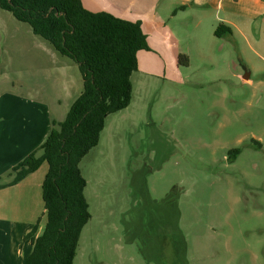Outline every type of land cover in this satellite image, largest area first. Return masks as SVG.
<instances>
[{
	"label": "rangeland",
	"instance_id": "obj_1",
	"mask_svg": "<svg viewBox=\"0 0 264 264\" xmlns=\"http://www.w3.org/2000/svg\"><path fill=\"white\" fill-rule=\"evenodd\" d=\"M3 22L0 84L30 89L37 80L21 86L15 74L39 63L30 41L50 43L0 8ZM260 29L257 21L240 49L225 39L212 46L203 39L208 57L192 52L189 66L179 70L145 61L133 74L129 107L107 118L99 144L80 164L91 219L74 264H264ZM15 40H21L20 59L14 58ZM182 41L183 51L200 43ZM69 60L80 78L78 64ZM245 70L251 81L243 80ZM43 208L40 201L39 212ZM39 221L45 227L46 215Z\"/></svg>",
	"mask_w": 264,
	"mask_h": 264
},
{
	"label": "trees",
	"instance_id": "obj_2",
	"mask_svg": "<svg viewBox=\"0 0 264 264\" xmlns=\"http://www.w3.org/2000/svg\"><path fill=\"white\" fill-rule=\"evenodd\" d=\"M0 8L76 62L83 77L84 90L66 119L53 122L45 143L12 169L9 184L20 183L47 163V221L38 236L40 221L25 237L33 245L25 264H74L82 231L91 219L80 164L99 144L107 118L129 107L138 54L151 50L148 37L140 21L92 13L81 0H0ZM232 35L225 24L215 30L220 39ZM179 65L189 66L188 58L181 55Z\"/></svg>",
	"mask_w": 264,
	"mask_h": 264
},
{
	"label": "crops",
	"instance_id": "obj_3",
	"mask_svg": "<svg viewBox=\"0 0 264 264\" xmlns=\"http://www.w3.org/2000/svg\"><path fill=\"white\" fill-rule=\"evenodd\" d=\"M81 1L92 13H109L123 20L141 22L151 50L138 54L139 70L145 61L153 60L179 70V57L186 56L190 62L192 52L208 57L210 49L202 46L201 40H207L211 46L222 41L224 38L215 36L220 24L232 29L233 35L225 39L226 44L231 43L238 49L241 39L249 40L247 32L254 34L257 21H261V29L264 27V0ZM13 27L15 33L21 34L20 27L17 30ZM5 28L6 22H3L0 28L3 36L0 38L6 37L8 32ZM188 39L199 40L200 43L195 44L191 51H183L182 40ZM30 42L40 54L36 56L39 63L30 72L19 71L14 79L19 80L21 86L24 80L36 79L35 86L27 90L21 87L11 90L4 87L6 81L0 84V264L26 263L33 245L25 237L41 216L46 215L45 204L42 211L39 210L40 201L44 202L43 183L49 170L47 163L14 186H9L13 180L11 171L39 149L50 133V123L63 122L84 90L83 77L76 76L77 68L69 58L60 55L51 44L47 46L39 40ZM14 44L18 56L15 51L12 55L20 59L21 40L13 41ZM0 47H4L3 53L6 54L5 41ZM41 80L46 82V86H41ZM9 82L15 85V81ZM43 229L44 226L39 227L37 236Z\"/></svg>",
	"mask_w": 264,
	"mask_h": 264
},
{
	"label": "water",
	"instance_id": "obj_4",
	"mask_svg": "<svg viewBox=\"0 0 264 264\" xmlns=\"http://www.w3.org/2000/svg\"><path fill=\"white\" fill-rule=\"evenodd\" d=\"M243 80L245 81H251V74L248 70L244 71V75L242 76Z\"/></svg>",
	"mask_w": 264,
	"mask_h": 264
}]
</instances>
